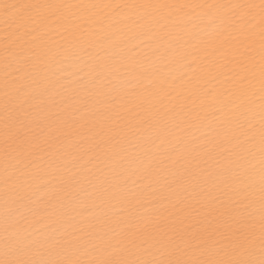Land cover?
Segmentation results:
<instances>
[{"label": "snow or ice", "instance_id": "1", "mask_svg": "<svg viewBox=\"0 0 264 264\" xmlns=\"http://www.w3.org/2000/svg\"><path fill=\"white\" fill-rule=\"evenodd\" d=\"M0 264H264V0H0Z\"/></svg>", "mask_w": 264, "mask_h": 264}]
</instances>
